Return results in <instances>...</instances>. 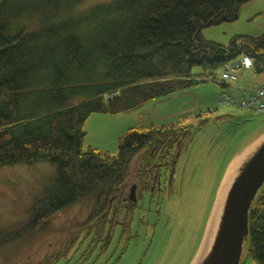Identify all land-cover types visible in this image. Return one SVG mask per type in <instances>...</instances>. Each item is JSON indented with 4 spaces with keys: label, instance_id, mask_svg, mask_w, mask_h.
<instances>
[{
    "label": "trees",
    "instance_id": "trees-1",
    "mask_svg": "<svg viewBox=\"0 0 264 264\" xmlns=\"http://www.w3.org/2000/svg\"><path fill=\"white\" fill-rule=\"evenodd\" d=\"M84 1L0 0V168L57 167L27 219L0 226V264H55L86 241L91 248L81 258L99 245L101 257L119 227L126 243L116 263L140 201L163 192L151 188L155 173L177 162L189 126L132 127L112 155L84 149L92 113L131 111L217 75L240 55L264 74V35L227 45L203 36L237 19L251 0H111L79 10ZM135 182L137 202L129 198ZM245 252L264 264V186L250 210Z\"/></svg>",
    "mask_w": 264,
    "mask_h": 264
},
{
    "label": "rangeland",
    "instance_id": "rangeland-1",
    "mask_svg": "<svg viewBox=\"0 0 264 264\" xmlns=\"http://www.w3.org/2000/svg\"><path fill=\"white\" fill-rule=\"evenodd\" d=\"M108 1L111 0H85L78 9ZM261 35H264V0L243 4L233 21L203 29L205 39L226 45L235 36ZM241 58L242 55L236 60ZM195 73L201 70L197 68ZM237 73L240 79L248 81L241 71ZM258 75L253 82L264 80V74ZM224 90L231 88H225L219 80L200 79L131 111L90 115L85 124L84 149L92 147L112 155L118 154L120 139L132 127L189 126L190 131L181 147L174 174L170 173L169 182L162 184L163 192L152 198L146 193L140 201L128 235L132 239L121 260L114 262L126 242L117 246L115 239L101 257L93 254L82 259L86 247L76 254L74 245L68 256L55 264H66L68 260V264H190L193 261L229 160L264 133V113L250 114L221 104L219 97ZM56 175V165L47 161L0 168V226L27 219L32 206L50 188ZM123 214L121 210L119 221L123 220ZM242 260L241 264H259L247 254Z\"/></svg>",
    "mask_w": 264,
    "mask_h": 264
},
{
    "label": "water",
    "instance_id": "water-1",
    "mask_svg": "<svg viewBox=\"0 0 264 264\" xmlns=\"http://www.w3.org/2000/svg\"><path fill=\"white\" fill-rule=\"evenodd\" d=\"M217 142L218 140L215 141L214 145ZM234 156L229 160L227 164L223 177L221 178V181L219 183L216 192V197L220 185L222 183V180L228 169L229 163L233 160ZM263 186H264V146L255 155V157L252 160H250L245 165V167H243L241 173L238 175L235 182L233 183L228 195V199L226 202L225 211L223 213L217 239L215 241V244L211 252L209 253V255L202 264H241L242 263L243 255L246 254L245 241L249 236L250 210L253 205V201L255 200L259 190ZM216 197L213 202L211 213L207 218L203 238L201 239V242L199 244L198 251L203 243L208 221L210 219V216L212 214L216 202ZM129 198L133 202L138 201L136 185L132 186L130 190ZM195 257L193 258V261ZM192 262L190 264H192Z\"/></svg>",
    "mask_w": 264,
    "mask_h": 264
},
{
    "label": "built area",
    "instance_id": "built-area-1",
    "mask_svg": "<svg viewBox=\"0 0 264 264\" xmlns=\"http://www.w3.org/2000/svg\"><path fill=\"white\" fill-rule=\"evenodd\" d=\"M242 69H251L253 74L257 76L254 70V60L247 55H242L240 60L227 63L223 67L221 75L207 79L219 80L225 88H231V90L221 92L219 97L221 104L238 107L250 114L264 113V83H241L237 72Z\"/></svg>",
    "mask_w": 264,
    "mask_h": 264
},
{
    "label": "bare ground",
    "instance_id": "bare-ground-1",
    "mask_svg": "<svg viewBox=\"0 0 264 264\" xmlns=\"http://www.w3.org/2000/svg\"><path fill=\"white\" fill-rule=\"evenodd\" d=\"M263 146L264 134L245 147L243 151L238 152L229 163L228 169L218 190L216 202L208 221L203 243L192 264H202L211 252L220 230L223 213L225 211L231 187L241 173L243 167L255 157Z\"/></svg>",
    "mask_w": 264,
    "mask_h": 264
},
{
    "label": "flooded vegetation",
    "instance_id": "flooded-vegetation-1",
    "mask_svg": "<svg viewBox=\"0 0 264 264\" xmlns=\"http://www.w3.org/2000/svg\"><path fill=\"white\" fill-rule=\"evenodd\" d=\"M180 154V151H179V153H177V155H179ZM180 156V155H179ZM164 165V167L162 166L161 168H160V171L159 172H156L155 173V182H154V185H152V189H154V188H156V189H162V184H163V182L164 181H166V183H168L169 182V177H170V173H172V172H174L175 171V165H176V161L174 160L173 162H170L169 163V165H166V163L164 162L163 163ZM166 166V167H165ZM167 168H169V170H167ZM164 171H170V172H168V175H167V177L165 176V175H163L165 172ZM133 185H136V192H137V194H138V183L137 182H135V183H133L132 185H131V187H130V189H129V194H130V190H131V188H132V186ZM142 186H140V188H141ZM112 212V211H111ZM136 212V211H135ZM118 233L119 232H117L116 233V235H115V238L113 239V241H112V243L114 242V240L116 239V241H117V246L119 245V244H121L120 243V241L118 240ZM90 243V241H86L85 243H84V245L82 246L83 248L84 247H86L85 248V251L86 250H89V248H91V246L89 245L88 246V244ZM101 244V243H100ZM112 245V244H111ZM110 245V246H111ZM110 246H109V248H110ZM100 247H101V245H99V246H97V250L93 253V254H96L97 256H98V252H99V250H100ZM78 249H80L78 246H76V251H75V253L77 254L78 252ZM72 250V249H71ZM81 250V249H80ZM80 250H79V252H80ZM109 250V249H108ZM107 250V251H108ZM84 251V252H85ZM106 251V252H107ZM127 251V250H126ZM84 252H82V254H81V256L82 255H84ZM105 252V253H106ZM92 254V255H93ZM91 255V256H92ZM83 259V258H82Z\"/></svg>",
    "mask_w": 264,
    "mask_h": 264
},
{
    "label": "crops",
    "instance_id": "crops-1",
    "mask_svg": "<svg viewBox=\"0 0 264 264\" xmlns=\"http://www.w3.org/2000/svg\"><path fill=\"white\" fill-rule=\"evenodd\" d=\"M241 71V73L244 75V78L245 77H247L248 78V81H245V80H243L242 78L240 79V82L241 83H244V84H252V83H264V80H261V81H259V82H253V80L255 79H257V78H259V75H257V76H255L254 74H253V70H245V69H242V70H240ZM243 77V76H242ZM262 77H264V75H262Z\"/></svg>",
    "mask_w": 264,
    "mask_h": 264
}]
</instances>
